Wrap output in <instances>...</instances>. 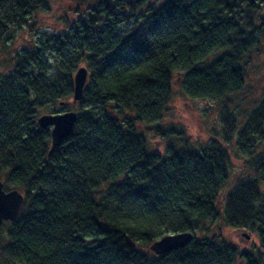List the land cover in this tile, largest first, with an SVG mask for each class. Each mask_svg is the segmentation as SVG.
I'll list each match as a JSON object with an SVG mask.
<instances>
[{"label": "trees", "instance_id": "trees-1", "mask_svg": "<svg viewBox=\"0 0 264 264\" xmlns=\"http://www.w3.org/2000/svg\"><path fill=\"white\" fill-rule=\"evenodd\" d=\"M54 9L62 26L37 29ZM263 40L264 0H0V179L24 196L0 225V264H264V91L239 129L230 108ZM175 74L182 95L220 104L221 130L198 150L182 134L152 151L137 126L174 133L161 120ZM71 107V133L49 155L40 111ZM232 141L257 177L220 197ZM223 228L251 232L256 251ZM180 232L193 235L181 249L148 250Z\"/></svg>", "mask_w": 264, "mask_h": 264}, {"label": "rangeland", "instance_id": "rangeland-1", "mask_svg": "<svg viewBox=\"0 0 264 264\" xmlns=\"http://www.w3.org/2000/svg\"><path fill=\"white\" fill-rule=\"evenodd\" d=\"M64 11L65 9H54L48 14H39L36 18L37 29L46 32L57 31L62 26L59 16L65 13ZM25 35L24 32L17 33L15 44H13L14 48L26 44L23 40ZM261 46L262 51L259 56H251L247 65L243 89L232 96L233 104L230 105V108L235 112L238 129L244 124L247 114L257 105L264 91V40ZM11 49L13 48L9 50ZM7 64V57L0 51V75L6 72ZM173 77L172 88L174 94L165 108L161 125L165 129L172 127L174 133L164 139V137L155 135L153 131L146 130L141 124L137 128L144 134L145 140H147L148 146L152 151L163 152L166 140H170L176 145L180 144L182 134L186 136L185 138L189 145L198 150L200 147L205 146L210 138L216 137L221 130L220 104L195 100L182 95L175 80L177 74ZM49 109L51 108L41 110L40 114L46 113ZM71 109L70 111H74L73 107ZM233 144L234 141L227 146L230 150L228 180L222 189L220 197H223L239 180L257 177L253 170L248 169L244 165V158L235 155ZM262 148H264L263 145ZM260 150L258 148L255 153L260 152ZM260 189L264 192V184L260 185ZM213 230L215 228L212 226L209 232ZM221 234L222 239L236 246L239 251L251 250L255 252L257 249V239L246 229L223 228ZM197 235L201 236V232L197 233Z\"/></svg>", "mask_w": 264, "mask_h": 264}, {"label": "water", "instance_id": "water-1", "mask_svg": "<svg viewBox=\"0 0 264 264\" xmlns=\"http://www.w3.org/2000/svg\"><path fill=\"white\" fill-rule=\"evenodd\" d=\"M87 75L88 71L84 66H80L74 73V89L72 92L74 101H81ZM75 119V111H65L54 114L43 113L38 116L37 124L40 127H49L51 129L49 155L53 153V150L71 133ZM23 198V194L17 189L5 190L4 184L0 179V225L3 221H12L18 216ZM192 237L193 235L190 232L168 234L151 242L148 250L155 255L166 254L172 250L181 249V247L189 243Z\"/></svg>", "mask_w": 264, "mask_h": 264}]
</instances>
